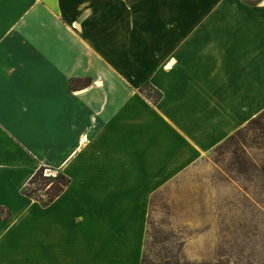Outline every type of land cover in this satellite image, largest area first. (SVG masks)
<instances>
[{
  "label": "crops",
  "instance_id": "0c3cea01",
  "mask_svg": "<svg viewBox=\"0 0 264 264\" xmlns=\"http://www.w3.org/2000/svg\"><path fill=\"white\" fill-rule=\"evenodd\" d=\"M263 111L264 0H0V264H142L153 194Z\"/></svg>",
  "mask_w": 264,
  "mask_h": 264
},
{
  "label": "rangeland",
  "instance_id": "374dc122",
  "mask_svg": "<svg viewBox=\"0 0 264 264\" xmlns=\"http://www.w3.org/2000/svg\"><path fill=\"white\" fill-rule=\"evenodd\" d=\"M258 141L264 142L250 127L236 132L153 194L142 264H264V147ZM55 175L46 167L44 176ZM46 189L38 194L45 197Z\"/></svg>",
  "mask_w": 264,
  "mask_h": 264
},
{
  "label": "trees",
  "instance_id": "16d2710c",
  "mask_svg": "<svg viewBox=\"0 0 264 264\" xmlns=\"http://www.w3.org/2000/svg\"><path fill=\"white\" fill-rule=\"evenodd\" d=\"M128 3H134L138 0H126ZM249 4H257L262 2L263 0H243ZM91 80L89 78H78L72 80V87L74 89L82 88L89 85ZM143 92L147 95H153L155 100H158L161 97V94L156 92L150 85H146L142 88ZM246 127H250V129L254 130L256 138H263L264 141V111L260 113L258 116L249 121V123L243 128L236 131L237 133H241L242 130ZM235 132V133H236ZM235 133L232 134L229 138H234ZM241 141H244V136L241 135ZM264 147V142L258 141ZM46 167L41 166L35 174L30 179L29 183L26 185L24 189V194L28 197H32L37 199L43 204H47L54 199H56L70 184L71 179L62 173L61 171L56 172V175L53 176H44V171ZM33 185H37L36 188H31ZM47 187L45 192V197L38 194L39 190H43ZM4 209L0 208V215L4 213Z\"/></svg>",
  "mask_w": 264,
  "mask_h": 264
}]
</instances>
